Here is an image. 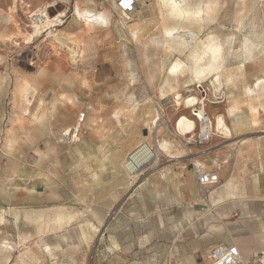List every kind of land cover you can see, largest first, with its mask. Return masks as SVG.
Wrapping results in <instances>:
<instances>
[{
    "label": "rangeland",
    "instance_id": "rangeland-1",
    "mask_svg": "<svg viewBox=\"0 0 264 264\" xmlns=\"http://www.w3.org/2000/svg\"><path fill=\"white\" fill-rule=\"evenodd\" d=\"M54 2L57 36L31 39ZM173 2L180 14L141 0L126 18L114 0H0V264H208L232 243L264 264V133L239 118L263 101L244 91L264 75V0ZM85 11L107 23L87 27ZM201 102L212 124L228 117L230 139L214 125L205 146L176 132L183 116L198 124ZM145 141L153 162L131 174ZM199 169L219 174L206 193Z\"/></svg>",
    "mask_w": 264,
    "mask_h": 264
},
{
    "label": "bare ground",
    "instance_id": "bare-ground-1",
    "mask_svg": "<svg viewBox=\"0 0 264 264\" xmlns=\"http://www.w3.org/2000/svg\"><path fill=\"white\" fill-rule=\"evenodd\" d=\"M173 1L174 0H166V3L170 6H172L171 7L172 11L180 14L181 11L175 7ZM55 5H56V2L46 6V8H44L43 10H39V11H41L40 13L44 14V20L38 22L37 17L35 18V23L32 26L33 32L30 34L31 39L41 37L44 33L47 34L48 38H51L53 36H57V35H54V31L51 30V28L58 26L56 23H62L61 19H62V17H64V14H60L58 17H55V19H52L48 13V9L51 8L52 6H55ZM37 15H39V12ZM81 18L83 19V22L87 27H91V26L95 25L96 20H99V19H96L98 17H96V15L90 11H85L84 13H81ZM168 35L170 37L175 38L174 34L172 32H169ZM55 38L57 39V37H55ZM63 43H61V44H63ZM70 51L75 54L74 50L70 49ZM214 54H215V50H212L210 53H208L206 59L204 60L205 63H207L206 69L209 72L214 70L213 67L211 66V62L214 58ZM179 67H180V65L176 64L174 66L173 70L171 71V73L176 74ZM196 73L201 74L202 72L197 71ZM218 77L221 80L220 82H216L214 79L211 80V84L213 85L215 96L220 95L221 92L224 90V81H223L222 74H218ZM263 82H264V77L258 79L252 86L246 87V89L244 91L245 97L249 98L251 100H260L262 98V93L264 91V86L261 85ZM217 99H219V98H217ZM184 104L188 107L193 106V102L191 99H187L184 102ZM249 104H250V109L252 111H254L255 108L253 107V105L251 103H249ZM227 118L228 117L226 115H220L216 118V122L214 120L213 125L220 135H222L224 138L230 139L231 133H230V130L228 129V127L226 126L227 125V123H226ZM159 120H160L159 118L156 119V121L154 123L155 126L159 122ZM175 126H176V132H178L181 136H184V137H186L187 135L192 134L196 131V124L191 122L190 120H188L184 116L181 117V119L178 121V123ZM153 133H154L153 128H151L150 134L152 135ZM67 135L70 137L72 142H77L79 140V131L77 130V127H75L74 129H69L67 131ZM153 158H154V155H153L152 149L150 147V144H149V142L145 141V142L141 143L140 145H138L132 152H130L127 155V157L124 161L125 163H123V164H124L125 169L128 170L129 173L136 174V172H139L140 169H143L145 166L151 164L153 162ZM201 165L202 164H200V163L197 164V166H201ZM226 188H227V190H229V189L231 190L229 185H227ZM232 195H233L232 192L228 193V196H232ZM47 250L49 251L48 247H47Z\"/></svg>",
    "mask_w": 264,
    "mask_h": 264
},
{
    "label": "built area",
    "instance_id": "built-area-1",
    "mask_svg": "<svg viewBox=\"0 0 264 264\" xmlns=\"http://www.w3.org/2000/svg\"><path fill=\"white\" fill-rule=\"evenodd\" d=\"M115 10L120 12L124 17L129 18L137 14L141 0H114ZM38 22L44 20V14L37 15ZM197 110L195 111V117L198 119L197 128L199 127V133L196 131L187 135L186 140L189 142L194 141L197 145L205 146L211 142L214 137L212 119L205 109L203 102L197 104ZM202 112L201 116L198 115ZM197 122V121H196ZM197 130V129H196ZM216 130V128H215ZM197 183L201 187L203 193L208 192V188L216 185L219 182V175L217 170L206 171L198 170ZM208 264H250L247 261L237 244H218L211 248L208 255Z\"/></svg>",
    "mask_w": 264,
    "mask_h": 264
},
{
    "label": "crops",
    "instance_id": "crops-1",
    "mask_svg": "<svg viewBox=\"0 0 264 264\" xmlns=\"http://www.w3.org/2000/svg\"><path fill=\"white\" fill-rule=\"evenodd\" d=\"M80 11V10H79ZM78 13L76 12V15H77ZM96 19H99V20H96V23H98V24H104V23H107V20H108V17H101V16H99L98 18H96ZM262 77H264V75L262 76ZM261 77V78H262ZM259 79V78H258ZM262 86H264V82L261 84ZM264 91H263V93H262V98L264 99ZM254 106V108H255V110H256V113L255 114H253V113H251V109L250 108H248V107H241V110L243 111L244 110V112L243 113H240V116L241 117H239L240 118V121L242 122L243 120H244V118L246 119V120H248V122L247 123H251L250 124V126H247V127H245V129H243L241 132H243L245 135H248V134H250L252 131H254L255 129H257L258 130V128H260L261 127V132L262 133H264V100L262 101V103H259V104H256V105H253ZM253 116H254V118H253ZM230 120H232L231 118H229ZM253 119L256 121V125H253L252 124V121H253ZM236 120H239V119H236ZM231 128H232V131H234L235 130V128H234V126H233V124L230 126ZM255 155H258V153L257 154H255ZM261 155H264V154H261ZM255 157H260V156H255ZM262 157V156H261ZM264 157V156H263ZM263 172H258L257 173V182H256V186H257V188L259 189V193L261 192V194L259 195L260 197H259V200L262 202V203H264V194L262 193V191L264 190V186L262 187H260V179H261V177H262V174ZM219 175V174H218ZM235 174L233 173L232 174V176H234ZM233 180V178H230L225 184H229V185H231V181ZM262 185H263V183H262ZM243 189H247V187L246 186H244L243 187ZM239 248H240V246L239 245H237ZM241 247H243V248H245L244 246H241ZM241 250V249H240ZM242 252V251H241ZM244 252H245V256H244V258L247 260V249L245 248L244 249ZM243 254V253H242Z\"/></svg>",
    "mask_w": 264,
    "mask_h": 264
},
{
    "label": "water",
    "instance_id": "water-1",
    "mask_svg": "<svg viewBox=\"0 0 264 264\" xmlns=\"http://www.w3.org/2000/svg\"><path fill=\"white\" fill-rule=\"evenodd\" d=\"M143 134H144V136H147L148 135V130L147 129L144 130ZM38 191H41V188H39Z\"/></svg>",
    "mask_w": 264,
    "mask_h": 264
}]
</instances>
